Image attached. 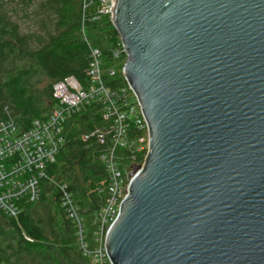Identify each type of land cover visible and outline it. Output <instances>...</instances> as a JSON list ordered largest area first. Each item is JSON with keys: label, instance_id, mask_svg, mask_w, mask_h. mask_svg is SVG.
<instances>
[{"label": "water", "instance_id": "obj_1", "mask_svg": "<svg viewBox=\"0 0 264 264\" xmlns=\"http://www.w3.org/2000/svg\"><path fill=\"white\" fill-rule=\"evenodd\" d=\"M149 125L112 264H264V0H112Z\"/></svg>", "mask_w": 264, "mask_h": 264}, {"label": "trees", "instance_id": "obj_2", "mask_svg": "<svg viewBox=\"0 0 264 264\" xmlns=\"http://www.w3.org/2000/svg\"><path fill=\"white\" fill-rule=\"evenodd\" d=\"M100 0H0V121L10 115L21 131L35 119H45L59 105L54 84L75 76L87 84L89 47L81 26L86 24L91 44L102 51L106 77L112 88L127 86L120 61L113 50L121 42L111 16L94 19ZM105 124L103 106L97 101L82 105L67 118L64 143L48 172L67 182L86 218L89 232L101 209L104 194L96 188L106 176L100 159L103 146L90 133ZM123 165L130 164V150H121ZM58 175V176H57ZM59 189L42 183L41 199L20 202L17 217L0 211V264H89L78 248L74 227L60 204Z\"/></svg>", "mask_w": 264, "mask_h": 264}, {"label": "built area", "instance_id": "obj_3", "mask_svg": "<svg viewBox=\"0 0 264 264\" xmlns=\"http://www.w3.org/2000/svg\"><path fill=\"white\" fill-rule=\"evenodd\" d=\"M89 4L90 0H83V9H87ZM111 11L112 0H100L94 19H99L100 15L111 16ZM81 31L89 47L87 84L84 85L75 76L56 82L54 97L59 100V105L47 118L35 119L25 131L19 129L10 115L0 121V211L17 217L20 202L39 201L42 183L49 182L60 191L61 207L74 227L82 255L89 264H112L106 247L107 235L121 212L122 201L129 193L132 166L145 165L150 150L149 125L138 95L127 80L124 87L107 85L106 77H114L117 68H105L102 51L91 44L85 22ZM124 54L127 59V52L120 42L113 50V58L116 62L120 61ZM90 101L102 104L105 124L83 134V138L94 137L103 146L100 159L106 176L96 188L99 194H104V201L89 232L86 218L76 204L68 183L50 174L48 166L56 161L64 143L67 118ZM123 149L130 150L128 168L122 162Z\"/></svg>", "mask_w": 264, "mask_h": 264}, {"label": "crops", "instance_id": "obj_4", "mask_svg": "<svg viewBox=\"0 0 264 264\" xmlns=\"http://www.w3.org/2000/svg\"><path fill=\"white\" fill-rule=\"evenodd\" d=\"M58 176V175H57Z\"/></svg>", "mask_w": 264, "mask_h": 264}]
</instances>
